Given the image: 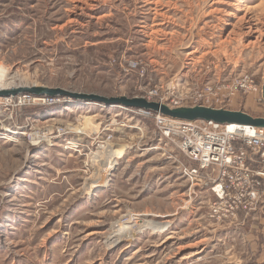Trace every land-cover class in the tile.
Here are the masks:
<instances>
[{
	"label": "rangeland",
	"instance_id": "rangeland-1",
	"mask_svg": "<svg viewBox=\"0 0 264 264\" xmlns=\"http://www.w3.org/2000/svg\"><path fill=\"white\" fill-rule=\"evenodd\" d=\"M0 63L16 76L15 89L177 108L196 106L185 93L207 87L209 101L198 105L263 116L254 95L228 98L223 87L244 73L263 79L264 0H0ZM153 90L156 100L147 97ZM148 113L64 97H0V264L240 261L226 254L239 249L237 236L226 237L224 223L211 219L214 197L181 172L185 158ZM32 134L44 142L31 149ZM113 150L124 156L105 172ZM128 219V226L166 227L121 243L118 223Z\"/></svg>",
	"mask_w": 264,
	"mask_h": 264
},
{
	"label": "built area",
	"instance_id": "built-area-1",
	"mask_svg": "<svg viewBox=\"0 0 264 264\" xmlns=\"http://www.w3.org/2000/svg\"><path fill=\"white\" fill-rule=\"evenodd\" d=\"M261 88V79L255 82L253 76L244 73L234 83L223 87V91L228 98L254 95L256 102H261ZM211 91L205 87V92L185 93V98L194 100L197 105L205 104ZM147 97L156 100L158 93L149 91ZM172 104L177 106L178 102ZM155 126L161 137L173 143L190 164L182 165L181 172L193 186H207L214 197L209 208L211 219L217 223H229L240 214L255 212L264 196V128L245 127L241 135L237 134L240 131H228L227 125L173 121L158 115L155 116Z\"/></svg>",
	"mask_w": 264,
	"mask_h": 264
},
{
	"label": "water",
	"instance_id": "water-1",
	"mask_svg": "<svg viewBox=\"0 0 264 264\" xmlns=\"http://www.w3.org/2000/svg\"><path fill=\"white\" fill-rule=\"evenodd\" d=\"M261 98L264 109V76L262 79ZM19 94H29L35 96H45L51 98H69L75 101L99 103L105 106L117 105L125 109H135L140 111H148L158 116L169 118L173 121L190 122L202 121L205 123H214L219 126H226L233 124L237 127H250L254 129L264 128V115L253 117L244 111H230L224 109L207 108L204 106L196 105L193 107H177L170 108L164 103H157L148 101L145 98H125V97H112L104 98L98 95L92 94H75L66 90L55 89V88H44V87H31L30 88H19L14 91L0 92V97L9 98L15 97ZM264 114V113H263Z\"/></svg>",
	"mask_w": 264,
	"mask_h": 264
},
{
	"label": "crops",
	"instance_id": "crops-1",
	"mask_svg": "<svg viewBox=\"0 0 264 264\" xmlns=\"http://www.w3.org/2000/svg\"><path fill=\"white\" fill-rule=\"evenodd\" d=\"M181 161L184 163H180V167L190 165L185 159ZM209 202L211 200L207 205ZM223 227L227 231L226 237L233 239L237 236L239 243V249L231 246L226 254H234L235 260H240L242 264H264V196L255 212L249 215L240 214L235 221L224 223Z\"/></svg>",
	"mask_w": 264,
	"mask_h": 264
},
{
	"label": "bare ground",
	"instance_id": "bare-ground-1",
	"mask_svg": "<svg viewBox=\"0 0 264 264\" xmlns=\"http://www.w3.org/2000/svg\"><path fill=\"white\" fill-rule=\"evenodd\" d=\"M157 3V2H156ZM155 3V4H156ZM151 4V3H150ZM154 4V2H153ZM154 27V26H153ZM251 31V30H250ZM193 54V52H192ZM195 54V53H194ZM192 56V55H191ZM121 66V65H120ZM16 79V76H11L8 72V70L6 68H4L1 63H0V92H4V91H14L15 90V86L13 85V82L14 80ZM5 122V120H4ZM3 122V123H4ZM53 122V121H52ZM82 127H77L75 130L76 131H79V135L81 134V129ZM60 129V128H59ZM242 129H245L244 126L242 127H237L233 124H228L227 125V130L228 131H240L239 133L237 134H241L244 132ZM69 130V129H68ZM85 131V130H84ZM70 132V130H69ZM37 133V132H36ZM75 133V132H74ZM86 133V132H85ZM94 133V132H93ZM11 134H16V132L12 131ZM49 134V133H48ZM21 136H26L27 137V134H21ZM30 136V135H29ZM11 140V139H9ZM44 142V137L42 136H38L37 134H32L30 136V140L28 142V148H31L32 147H37L39 145H41L42 143ZM68 144V143H67ZM105 147V146H104ZM110 148V146H109ZM103 150V149H102ZM100 151V150H99ZM109 151V150H108ZM112 151V150H111ZM123 151L122 150H113V152L110 153L111 155V162L109 163L108 166H105L107 167L105 172H108V171H112L114 169V165L116 164V161L118 160H121L123 158ZM95 154V153H94ZM89 157V156H88ZM93 157V156H92ZM94 160H96V155L94 156ZM102 162V161H101ZM100 164V163H99ZM93 173H95L97 171L96 168L93 169ZM102 171V170H101ZM90 172V171H89ZM92 173V172H90ZM92 173V174H93ZM97 173V172H96ZM95 173V174H96ZM95 174H93L90 178H88L86 181H85V189L87 191H91L94 190V184H97V180L94 178ZM104 174V173H103ZM102 176V175H101ZM103 184V183H101ZM96 187V186H95ZM97 188V187H96ZM131 222H133L131 219H128V221L123 224V223H118V227H117V230H118V233H119V237H118V241H120L121 243H126V242H129L133 240V238L137 235V234H140L142 233V231L145 229V228H149L150 230H153L154 232H158V233H163V229L164 227H166V223L162 226L160 225H157V224H154V223H151V222H146V223H136L134 222V225H130L128 226L127 224H130ZM116 230V231H117ZM171 236H168L166 238V240L170 239ZM165 242V241H164ZM163 242V243H164Z\"/></svg>",
	"mask_w": 264,
	"mask_h": 264
}]
</instances>
